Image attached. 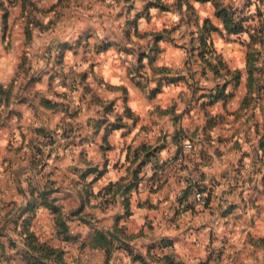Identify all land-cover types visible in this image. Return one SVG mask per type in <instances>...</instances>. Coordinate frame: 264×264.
<instances>
[{
  "label": "rangeland",
  "instance_id": "rangeland-1",
  "mask_svg": "<svg viewBox=\"0 0 264 264\" xmlns=\"http://www.w3.org/2000/svg\"><path fill=\"white\" fill-rule=\"evenodd\" d=\"M67 40L71 48H63ZM53 87L66 90L62 117L72 128L63 134L93 124L100 158H89L88 144L69 153L32 140L30 109L53 104L44 94ZM130 89L140 113L129 105ZM186 116L191 130L180 124ZM125 120L135 137L201 139L221 157L218 178L200 186L209 199L212 187H225L216 194L224 222L197 264H264V0H0V264H67L73 245L79 262L100 259L101 250V264H111L114 237L105 228L77 234L76 217L97 221L93 207L130 202L123 180L100 183L111 165L109 136ZM152 145L131 150V168ZM187 196V206L200 208ZM155 262L183 263L168 255Z\"/></svg>",
  "mask_w": 264,
  "mask_h": 264
},
{
  "label": "crops",
  "instance_id": "crops-1",
  "mask_svg": "<svg viewBox=\"0 0 264 264\" xmlns=\"http://www.w3.org/2000/svg\"><path fill=\"white\" fill-rule=\"evenodd\" d=\"M98 9L102 10L103 8L98 7ZM85 10L83 8L82 12L84 13ZM99 11H97V13ZM88 12L89 13L84 14L87 17H91L90 13L93 12ZM76 32H78V30ZM80 34L78 36H80ZM67 41L69 43L63 41V48L68 47V44L70 48L72 47L73 43L70 42L73 41ZM69 55L73 56V53H66L65 59ZM61 91L65 92L66 90L60 87H53V89L44 92L49 99H55L53 100V104H56L55 107L46 106L44 109L39 103H33L30 109L33 122L27 124L31 127L30 134L32 140L34 142L45 139L53 140L52 149H55L57 145L64 144L65 147H69V149L66 148V152L69 153L78 152L76 150H80V145L88 144L91 145V147L89 146L90 149L87 147L89 158H100L99 144L102 141V137L94 133L93 124L88 126V122L86 121L79 129L77 128L78 132L69 133L67 135L63 134V131L71 125H67L68 122L63 121L62 115L65 113L66 109L64 111L60 103L63 94ZM162 96L163 95H161V97ZM56 100L57 103H55ZM159 100L160 99L156 100L157 104L162 101V99ZM161 104L167 107L168 101ZM129 105L135 110L139 107V102L134 98V95H132L131 89ZM178 108L184 110L185 105L178 104ZM24 110L25 108L22 110L23 113H25ZM40 113L46 115L43 120V125L38 127L39 121H36V117H38ZM151 122H153V120H151ZM190 122L188 116H186L184 121L180 124L185 129L191 130L192 127H190ZM143 124L144 122L137 127V131L140 132ZM171 124H173L171 127L175 129L177 125L174 123ZM129 126V120H125V126L119 130H115L113 134L109 136L108 141L111 144V151L108 152V158L110 159L111 165L100 183L105 185L111 182H121V180H123L124 185H131L134 183L135 188L130 190L127 194V198H130L131 205L129 201L123 202V199L122 202L119 200L109 203L106 207H93V210H96L97 214H99V216H97L98 220L95 221L94 217L85 220L81 217H76L81 220L80 223L82 224L79 226L77 225V234L78 232L88 231L89 227L95 230L105 228L107 231H112L123 239V242L115 238L113 240L114 244H117L118 247L115 245L113 258L110 262L111 264H142L140 261L132 260L130 252L144 259L146 258L151 264H155V260L165 255L171 256V259H175L176 262L183 261L182 264L205 262L207 260L206 247L209 240H211V231L214 227L217 228V225L221 226V222L222 224L224 222L223 219L225 214L222 209L224 205L220 204L221 201L216 198V194L220 193L219 197H221L225 187L222 186L220 189L212 187L209 208H204L206 210L201 212L198 210H202V207L199 208L193 205L187 206L186 201L182 198L184 196L188 197L187 175L189 173L197 175L199 184L210 183L217 177V172L218 174L221 172V157L216 155L214 150L206 152L205 147L208 146V144L204 143V147L203 143H199L201 139L194 138V141L191 142L190 138H185V141H189L194 149L189 157L186 158L185 162L182 163L184 165L178 164L176 162V155L180 153V151H183L184 146L187 144L182 138L174 139L169 135L167 139L162 138L157 140L155 138L149 141L146 136H139L140 134L135 137L132 130L128 129ZM196 128L197 125L195 124V129ZM7 137L9 139V136ZM1 138L6 139L2 136ZM17 138H21L20 132H18ZM5 143L6 141L3 144ZM153 143L155 145H152ZM141 144L158 147L159 155L157 159L148 162L142 167L140 172L136 174V170L130 167L131 161H129V159H131V150L139 147ZM216 146L215 150L221 148L220 144H216ZM202 153L211 154V157H209L210 160L207 161L204 159L203 161L201 159ZM93 203H97V201ZM127 205H129L131 214L129 217H124ZM91 228L89 230H91ZM50 230L53 236L55 228L50 226ZM165 240L172 245L164 247L163 242H165ZM118 244H122L124 247L119 248ZM73 246L75 247L73 248L74 250L66 254V263L83 264L82 262L84 261L79 258L81 261L79 262L76 257L78 256V254H76L78 246ZM102 254L103 252L100 250V259H96L97 256L95 255V258L91 259L87 264H99V262L101 264ZM179 255L185 256L186 261L177 259L176 257Z\"/></svg>",
  "mask_w": 264,
  "mask_h": 264
},
{
  "label": "trees",
  "instance_id": "trees-1",
  "mask_svg": "<svg viewBox=\"0 0 264 264\" xmlns=\"http://www.w3.org/2000/svg\"><path fill=\"white\" fill-rule=\"evenodd\" d=\"M228 14H229V12H227V11H219L218 12V15L219 16H221L223 19H224V23H225V26L228 28L229 27V25H228V19H227V16H228ZM55 105L56 104H47L46 106L47 107H55ZM146 144H143L142 145V147H141V149H144V146H145ZM152 151H150L148 154H146L145 155V157L143 156V159H140V160H136V161H138V169L136 170V174H138V172H140V170L142 169V167L143 166H145L148 162H152L154 159H157L158 158V155H159V148L158 147H155V148H152L151 149ZM183 151H180V153H182ZM150 153H152V154H150ZM180 153H178L177 155H176V157L180 154ZM190 153H187L186 155H185V160H186V158H188L187 156L189 155ZM136 159H138V157H136ZM183 165V164H182ZM119 183H120V181L119 182H116V183H113V185L114 184H117V185H119ZM200 188H202L201 186H200V184L197 182L196 183ZM193 184L192 183H190V182H188V193H191V191H192V188H193ZM124 188H125V194L127 193H129L130 192V190H132L133 188H135V184L133 183V184H131V185H124ZM128 200V199H127ZM209 204H210V199L208 198V204L206 205V207H204V208H207V207H209ZM130 214H131V212H130V210H129V205H127V209H126V213L124 214V217H129L130 216ZM114 242V241H113ZM164 245V244H163ZM133 256H135V258L136 259H140V260H145L143 257H141V256H138V255H134L132 252H130ZM146 264V263H145Z\"/></svg>",
  "mask_w": 264,
  "mask_h": 264
},
{
  "label": "built area",
  "instance_id": "built-area-1",
  "mask_svg": "<svg viewBox=\"0 0 264 264\" xmlns=\"http://www.w3.org/2000/svg\"><path fill=\"white\" fill-rule=\"evenodd\" d=\"M190 150H191V146L189 145V146H184V150H183V152L182 153H180L178 156H177V158H176V162L178 163V164H182V163H184L185 162V155L187 154V153H189L190 152ZM194 186H193V188H192V196H193V200H194V202H195V204L197 205V206H200V207H206V205L208 204V196H207V194L203 191V189L202 188H200L197 184H196V182H193L192 183Z\"/></svg>",
  "mask_w": 264,
  "mask_h": 264
},
{
  "label": "water",
  "instance_id": "water-1",
  "mask_svg": "<svg viewBox=\"0 0 264 264\" xmlns=\"http://www.w3.org/2000/svg\"><path fill=\"white\" fill-rule=\"evenodd\" d=\"M53 191H54V190H48V191H46V193H51V192H53ZM108 233H109L112 237H114L115 239L121 241V238L118 237V236H117L115 233H113L112 231H108Z\"/></svg>",
  "mask_w": 264,
  "mask_h": 264
}]
</instances>
